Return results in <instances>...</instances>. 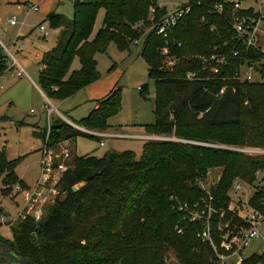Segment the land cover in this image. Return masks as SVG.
I'll return each mask as SVG.
<instances>
[{
  "label": "trees",
  "instance_id": "trees-1",
  "mask_svg": "<svg viewBox=\"0 0 264 264\" xmlns=\"http://www.w3.org/2000/svg\"><path fill=\"white\" fill-rule=\"evenodd\" d=\"M159 2L74 0L71 21L49 14V26L63 30L57 45L41 55L39 85L45 95L63 101L98 81L96 54L106 53L111 43L130 50L153 23L151 14L158 22L169 13ZM225 2L189 0L190 12L167 36L153 29L141 42L140 55L149 64L156 88L155 122L144 128L168 139L147 140L139 158L134 150L75 157L41 220L28 217L18 222L12 227L13 239L0 234V248L15 251L28 264H169L170 252L182 264H212L213 247L200 236L205 221H191L190 211L197 204L204 206L203 200L212 195L215 207L225 210L222 222L241 224L243 207L233 206L229 193L235 180L252 185L258 171H264V154L234 149H264V81L241 78L246 60H259L261 55L236 40L229 9L213 11ZM101 9L103 25L92 37ZM138 22L141 27L135 26ZM164 46L175 60L173 66L161 52ZM223 54L225 63L210 59ZM76 57L81 66L70 73ZM8 69L9 57L0 49V79ZM121 89L116 85L97 100L98 106L80 125L97 132L108 129L109 120L122 110ZM141 90L144 93V87ZM56 119L51 122V146L80 135L98 137ZM23 160L9 159L0 150L3 196L17 183L28 186L17 174ZM216 168H222L220 178L204 189L200 182ZM263 197L264 185L250 197V205L264 211ZM3 214L0 205V226ZM218 216L212 223L216 242L222 236ZM263 261L261 254L253 253L244 264Z\"/></svg>",
  "mask_w": 264,
  "mask_h": 264
},
{
  "label": "rangeland",
  "instance_id": "rangeland-1",
  "mask_svg": "<svg viewBox=\"0 0 264 264\" xmlns=\"http://www.w3.org/2000/svg\"><path fill=\"white\" fill-rule=\"evenodd\" d=\"M73 3L74 0H0V38L11 47L9 43L12 35L19 34L25 37L24 40L18 39V43L25 42L27 45L24 51H19L16 47L12 52L28 74L15 76L13 71H7L0 80V150H5L9 159L24 157L17 167V174L28 183L23 180L27 185L36 182L41 170L39 163L41 151L45 143L50 142L49 120L54 122L57 117L64 119L61 116L63 115L73 121L75 125L71 124L72 126L85 132H97L86 129L80 125V122L89 115L97 100L104 98L116 85L122 88V110L109 120L110 126L103 131L104 133L107 131L109 136L80 135L52 146L57 154L62 153L64 149L68 150V168L73 165L75 157L87 154L102 157L112 151L134 150L139 158L146 139L138 138V136L148 135L144 125L155 122V80L149 75L147 60L140 55L141 44L132 45L130 50L121 51L115 43H111L106 53L96 54L101 75L98 80L100 87H97V90L90 93L89 90L82 89L64 101L45 98L39 87L41 57L38 53L55 47L63 30V27L52 29L46 19L49 14L56 12L64 15L68 22L71 21L74 17ZM30 4L36 8L30 9ZM253 4V0L242 1L244 7ZM104 14L105 10L101 9L92 37L102 27ZM13 17L17 19L16 25L9 23ZM40 24H46L49 28V35L44 39L37 37L39 34L42 35L39 30ZM80 66L79 58L76 57L70 73L79 69ZM141 87H144V93ZM41 135L45 136L44 141ZM114 135L118 137H113ZM153 139L168 138L155 135ZM101 141L104 142L103 146L100 145ZM250 150L253 154H257L254 149ZM221 174L222 168L211 170L206 180L200 183L201 186L209 190ZM263 177L264 171L258 174V182ZM242 184L244 187L242 191L229 193L233 206H242L257 190L254 186H247L244 182ZM1 189L0 182V203L3 202L4 213L7 220H10L15 218L18 210L13 205L14 202H22V197L15 194L13 190L7 196H3ZM7 224L4 222L0 226V234L5 238L13 239L14 225L9 227ZM260 246L257 240L253 241L245 252L246 256L256 252ZM168 263L182 264L173 252L168 254Z\"/></svg>",
  "mask_w": 264,
  "mask_h": 264
},
{
  "label": "built area",
  "instance_id": "built-area-1",
  "mask_svg": "<svg viewBox=\"0 0 264 264\" xmlns=\"http://www.w3.org/2000/svg\"><path fill=\"white\" fill-rule=\"evenodd\" d=\"M242 1L243 0H226L225 3L216 4L213 11L223 13L229 9L232 14L231 26L236 32V40L245 45L247 50L253 49L261 55V59L259 60L255 58L246 60L242 67L241 78L248 81L262 82L264 81V76L262 74L264 64V0H253L254 4L247 7L242 5ZM230 4L231 6H229ZM159 6L160 8L167 7L169 13L158 22H154L155 15L151 14L150 20L153 23L146 29V33L135 41V45H140L147 32L153 29H156L158 34L167 36L168 30L172 26H175L178 20L184 14L190 12L192 8L189 0H160ZM29 7L32 9L34 6L30 4ZM9 23L11 25H16L18 23L16 17L11 18ZM135 26L141 27L142 22H138ZM39 30L42 36L47 37L49 35V28L46 24H40ZM18 39V36L14 38L12 40V46L9 47L0 38V49H3L9 57V69L14 66L18 67L19 70L15 72V74L21 76L25 73V70L16 59L12 50L16 47L23 49L26 45L24 42L18 43ZM224 46H228V43H225ZM161 52L166 56L167 63L173 66L175 60L169 56L168 46H164ZM235 54H237V52H235ZM210 59L225 63L227 56L225 54L213 55ZM204 60L207 61V59ZM194 76L193 73L187 74L189 79L194 78ZM68 123L74 125L70 121H68ZM48 127L51 128L50 120L48 122ZM88 133L99 137L109 136V134L99 132ZM117 136L118 135H114L113 137ZM100 145L103 146L104 142L101 141ZM234 149L249 154H253L250 149H254L257 154H264V149L261 148L234 147ZM41 153L39 162L41 170L37 176L36 182L27 187L22 186L20 183L14 186L13 191L15 194L22 197V202H18L19 205L17 206L18 210L15 218L7 220L6 215H2V224L7 222V225L12 227L28 217L33 218L35 221L41 220L45 206L59 195L62 178L68 169L67 158L69 157V152L67 149H64L62 153L57 154L56 149L46 142ZM261 172L263 171H258L257 180L254 184L250 185L244 183L247 186H254L259 190V188L264 185V177L258 182V174ZM242 182L243 181L239 179L235 180L230 192L237 193L242 191L244 189ZM249 199L250 198L242 204L241 224H232L231 221L223 223L222 220L225 217V210H218L215 207L214 197L212 195L209 196L208 200H203L204 206L197 204V208L190 211L189 218L191 221H205V227L200 233V236L203 241L208 242L213 247L215 257L212 264H244L245 260L253 254L246 256L245 252L255 240H257L261 246L254 253L261 254L264 257V211L252 207L249 203ZM215 215H219L218 218L220 219L218 227L219 230L222 231L220 242H216L212 234V223L217 218V216L215 218ZM261 264H264V261Z\"/></svg>",
  "mask_w": 264,
  "mask_h": 264
},
{
  "label": "crops",
  "instance_id": "crops-1",
  "mask_svg": "<svg viewBox=\"0 0 264 264\" xmlns=\"http://www.w3.org/2000/svg\"><path fill=\"white\" fill-rule=\"evenodd\" d=\"M33 8H36V6H34ZM32 8V9H33ZM31 9V8H30ZM21 37V39L23 38V40H24V38L25 37H23L22 35H19V34H17V35H12L11 37H10V45L12 46V40L14 39V38H16V37ZM38 37V39H44V38H46V37H44V36H42V35H38L37 36ZM25 43V42H24ZM26 45V44H25ZM27 46V45H26ZM26 46H25V48H26ZM25 48H23V49H19L18 48V50L19 51H24V49ZM43 53H38V56L39 57H41V55H42ZM19 70V68L18 67H16V66H14V67H12V68H10V69H8V71H13V74L15 75V76H18V75H16L15 74V72H17ZM25 70V69H24ZM24 74H26V75H28L27 74V72H26V70H25V73H23L22 75H24ZM21 75V76H22ZM1 80V79H0ZM40 87V86H39ZM97 87H100V83H99V81H97V82H94V83H92V84H90V85H88L86 88H84V89H87V90H89V92L91 93V92H93V91H95V90H97L98 88ZM41 91H42V89H40ZM42 93H43V95L45 96V98L47 97L46 95H45V93L42 91ZM46 99H48V98H46ZM64 101V100H63ZM98 106V103H96L95 104V107H97ZM94 107V108H95ZM67 122L68 121H70V122H72L73 123V121H71L70 119H68V118H66L65 116H63V115H61ZM74 124V123H73ZM75 125V124H74ZM102 133H104V132H102ZM114 133H116V132H114ZM105 134H107V131L105 132ZM117 134H122V133H117ZM118 137V136H117ZM116 137V138H117ZM138 138H141V139H146L145 140V142L148 140L147 138H155V135H151V134H148V135H146V136H138ZM144 142V143H145ZM67 143V142H66ZM143 149V148H142ZM39 175V174H38ZM20 177V176H19ZM21 178V177H20ZM22 179V178H21ZM22 180H24V179H22ZM25 181V180H24ZM26 182V181H25ZM27 183V182H26ZM28 184V183H27ZM0 205H1V207L3 208L4 206H3V202L2 203H0ZM13 205H15L16 207L19 205L18 204V202H14V204ZM3 213H4V209H3ZM5 214V213H4Z\"/></svg>",
  "mask_w": 264,
  "mask_h": 264
},
{
  "label": "water",
  "instance_id": "water-1",
  "mask_svg": "<svg viewBox=\"0 0 264 264\" xmlns=\"http://www.w3.org/2000/svg\"><path fill=\"white\" fill-rule=\"evenodd\" d=\"M79 185L73 187L74 191L79 189ZM0 264H28L15 251H6L0 248Z\"/></svg>",
  "mask_w": 264,
  "mask_h": 264
}]
</instances>
